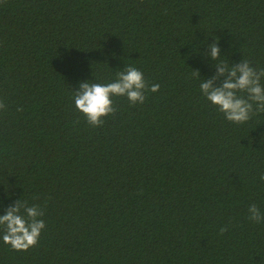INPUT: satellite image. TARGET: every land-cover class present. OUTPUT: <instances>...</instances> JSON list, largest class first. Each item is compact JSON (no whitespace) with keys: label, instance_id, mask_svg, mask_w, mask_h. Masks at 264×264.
Segmentation results:
<instances>
[{"label":"trees","instance_id":"1","mask_svg":"<svg viewBox=\"0 0 264 264\" xmlns=\"http://www.w3.org/2000/svg\"><path fill=\"white\" fill-rule=\"evenodd\" d=\"M217 37L264 68V0H0V215L21 199L46 224L28 251L0 230V264H264V113L202 95ZM128 66L159 91L88 125L80 82Z\"/></svg>","mask_w":264,"mask_h":264},{"label":"clouds","instance_id":"2","mask_svg":"<svg viewBox=\"0 0 264 264\" xmlns=\"http://www.w3.org/2000/svg\"><path fill=\"white\" fill-rule=\"evenodd\" d=\"M219 38L208 45L209 52L205 56L214 61L215 75L200 82L202 95L221 112L225 119L234 124L248 122L253 114L264 113V68L254 67L248 60L230 64L221 59ZM193 77L200 78L198 70L193 71ZM223 77L222 82L217 85ZM159 84L149 87L142 71L134 66H128L116 73V79L103 84L82 81L77 91H74L75 108L85 117L88 125L93 128L102 127L105 118L117 112L113 97H126L131 105L143 104L146 92H158ZM6 110L5 103L0 100V111ZM22 111V109H18ZM260 179L264 181V175ZM248 219L254 223H264V210L253 203L248 206ZM0 215V230L2 240L14 251H28L38 245L41 233L46 224L41 217L44 209L39 205H28L21 199L5 209ZM228 229L221 227L223 234Z\"/></svg>","mask_w":264,"mask_h":264}]
</instances>
